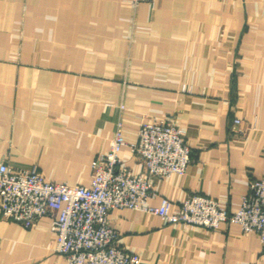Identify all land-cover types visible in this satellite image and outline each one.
Segmentation results:
<instances>
[{
	"label": "crops",
	"instance_id": "crops-1",
	"mask_svg": "<svg viewBox=\"0 0 264 264\" xmlns=\"http://www.w3.org/2000/svg\"><path fill=\"white\" fill-rule=\"evenodd\" d=\"M157 116L185 130L192 160L155 177L148 203L206 194L237 211L264 176V0H0V163L88 184L119 122L134 142ZM119 158L142 171L128 146ZM109 221L139 264H264L258 235L236 223L131 208ZM50 226L0 214V264H66Z\"/></svg>",
	"mask_w": 264,
	"mask_h": 264
},
{
	"label": "built area",
	"instance_id": "built-area-1",
	"mask_svg": "<svg viewBox=\"0 0 264 264\" xmlns=\"http://www.w3.org/2000/svg\"><path fill=\"white\" fill-rule=\"evenodd\" d=\"M141 1L132 0L135 5ZM234 122L237 126L241 119ZM185 133L173 118L157 116L143 120L137 140L128 142L119 122L111 148L92 160L88 184L50 180L37 165L16 168L1 162L0 214L27 228L49 216L54 249L65 256L66 264H139L140 257L121 245L120 231L109 221L112 210L126 208L145 210L181 226L218 228L222 222L236 223L244 232L256 233L264 249V176L249 181L234 212L206 194H189L179 204L167 197L158 205L148 203L155 195V177L186 173L192 158ZM125 146L141 160L142 171L120 162Z\"/></svg>",
	"mask_w": 264,
	"mask_h": 264
}]
</instances>
